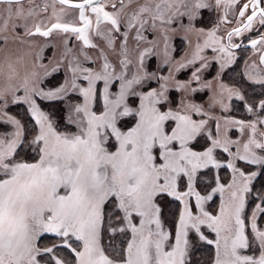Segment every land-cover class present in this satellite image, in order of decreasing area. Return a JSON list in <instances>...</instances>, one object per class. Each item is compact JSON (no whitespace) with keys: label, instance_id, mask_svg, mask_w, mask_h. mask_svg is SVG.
I'll list each match as a JSON object with an SVG mask.
<instances>
[{"label":"snow or ice","instance_id":"obj_1","mask_svg":"<svg viewBox=\"0 0 264 264\" xmlns=\"http://www.w3.org/2000/svg\"><path fill=\"white\" fill-rule=\"evenodd\" d=\"M262 66L264 0H0V264H264Z\"/></svg>","mask_w":264,"mask_h":264},{"label":"rangeland","instance_id":"obj_2","mask_svg":"<svg viewBox=\"0 0 264 264\" xmlns=\"http://www.w3.org/2000/svg\"><path fill=\"white\" fill-rule=\"evenodd\" d=\"M55 39H53V41H55ZM178 39L179 38H177V40ZM194 43H195V38L193 37V44ZM174 46L176 47L177 51L174 52L173 55L179 56V55H183L184 54V50L185 49L181 47V44L180 43L175 44V41H174ZM54 51H55L56 55L59 56L60 55V52L62 51V48H60V49L48 48V49L45 50V55L51 57L53 55V52ZM110 59H112V57H110ZM150 63L154 65L155 64V59H153L152 61H150ZM59 75L62 76V72ZM179 75H180V77L182 79H187L188 76H189V70H187V69L186 70H183ZM208 78L210 79L211 76H209ZM202 96L204 97L205 101L207 100V96L204 93H197V101L198 102L200 100V97H202ZM10 107L12 108V110L13 109L16 110L17 113L22 114V112H20V110L18 108H16L15 106H10ZM235 115L237 116V118H239V116H240L239 113H236ZM233 133H234L235 136H239V133L236 132L235 129L233 130ZM217 203H218V198H217Z\"/></svg>","mask_w":264,"mask_h":264},{"label":"flooded vegetation","instance_id":"obj_3","mask_svg":"<svg viewBox=\"0 0 264 264\" xmlns=\"http://www.w3.org/2000/svg\"><path fill=\"white\" fill-rule=\"evenodd\" d=\"M36 2L37 3H44V2H47V3H49V4H51V3H53V0H36ZM57 7H58V5H57ZM51 13V8H49V14ZM257 27H259L258 25H257ZM255 33L253 32V33H246L245 34V36H247V35H254ZM56 37L54 36L52 39H55ZM42 39V38H41ZM237 39V41L238 42H241L240 41V38H236ZM177 40V39H176ZM176 40H175V44H177L176 43ZM179 40V39H178ZM242 43H247V41L246 40H244V41H242ZM248 46V48H249V51L248 52H241V50H237V52H238V57H240L239 58V71L241 72V73H243L244 72V70H245V64H244V59H247L248 61H249V64H251V62L252 61H256L257 62V64H259V61H258V55H259V53L257 52V53H253L252 51H251V46L250 45H247ZM233 67H235V65L233 66ZM262 67H264V66H262ZM214 74V73H213Z\"/></svg>","mask_w":264,"mask_h":264},{"label":"trees","instance_id":"obj_4","mask_svg":"<svg viewBox=\"0 0 264 264\" xmlns=\"http://www.w3.org/2000/svg\"><path fill=\"white\" fill-rule=\"evenodd\" d=\"M176 43H180V40H176ZM12 111H13V113H17L16 110H14V109ZM221 175H224V171L223 170L221 171Z\"/></svg>","mask_w":264,"mask_h":264}]
</instances>
